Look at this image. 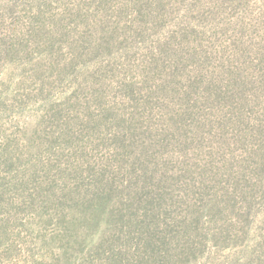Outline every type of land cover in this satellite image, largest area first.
Instances as JSON below:
<instances>
[{"label": "trees", "instance_id": "16d2710c", "mask_svg": "<svg viewBox=\"0 0 264 264\" xmlns=\"http://www.w3.org/2000/svg\"><path fill=\"white\" fill-rule=\"evenodd\" d=\"M108 1L0 0V59L4 49L11 57L25 50L32 71L18 77L22 90L34 78L42 81L37 92L30 90L24 104L41 98L44 91L54 95L45 85L47 67L43 65L53 66L49 70L57 78L69 81L70 88L64 93L67 104L49 103L50 113L59 119L55 141L61 136L66 142L128 148L122 155L121 148L113 151L110 146L102 167L86 146L70 145L71 160L61 167L47 151L52 133L44 130L42 140L29 143L21 135L27 129L12 132L2 112L0 264L38 263L34 256L23 254L17 238L31 222L33 204L60 203L65 212L96 222L99 211L112 201L118 204L112 197L119 190L112 183L116 173L125 174L128 183L138 180L142 186L135 187L134 195L140 196L119 198L117 208L110 207L119 216L112 233L74 264H182L192 254H204L210 235L229 245L247 228L260 229L255 242L264 248V216L258 215L261 205L254 209L264 196V0ZM90 54L93 59L99 57L89 60ZM84 58L90 62L75 66ZM133 68L138 75L129 77L126 72ZM1 99L0 109L6 98ZM228 99L231 102L225 104ZM93 101L97 107L91 106ZM69 105L85 129L72 126L75 109L66 112ZM83 107L89 108V117L78 111ZM50 122L57 123L55 119ZM124 123L131 133L120 129ZM140 129L152 136L149 151L145 152L139 138L129 139ZM182 131L191 134L184 141L200 135L205 139L213 131L227 141L218 148L207 147L202 151L204 158L198 161L195 157V165L176 158L182 167L166 170L161 162L170 159L160 150L168 148V134L177 136ZM125 163L130 168L123 170ZM49 165L69 174L60 182L50 178L41 192L38 188L43 181L36 187L34 178L42 166ZM70 177L77 183L69 182ZM136 199L150 207L140 212ZM71 201L74 204L69 206ZM208 207L228 213L221 227H210L212 221L204 213ZM175 208L178 214L172 216ZM52 214L44 213L50 219ZM190 229L192 234L187 232ZM180 234L184 243L175 239Z\"/></svg>", "mask_w": 264, "mask_h": 264}, {"label": "rangeland", "instance_id": "374dc122", "mask_svg": "<svg viewBox=\"0 0 264 264\" xmlns=\"http://www.w3.org/2000/svg\"><path fill=\"white\" fill-rule=\"evenodd\" d=\"M120 1L121 0H109L108 2L111 4H118L120 3ZM22 49H24V47ZM40 50L41 49H37L36 53L42 55L41 52L43 51ZM24 51L16 57H11L6 49H4V53L0 59V98H3L1 99L2 101H4V99L6 98L5 101L1 104L0 116L3 112L4 116L2 120L7 125V128H9L12 132H20L22 128H26L27 130H25L24 133H21V135L23 134V138H28L29 143H31V140H42L40 137L44 136V130L52 133L54 137H51V139L47 138V141H49L48 145L50 149L47 151L51 153V159H53L56 163H59L57 165L61 167L63 166V164H65V161L71 160L73 151H71V147H69L70 145L73 147L79 146L81 144L83 146H86L90 156H92L93 161L95 162L99 159V165L102 167L105 165V157L110 154L108 151V148L110 146H112L111 148L113 151H115L116 149L120 150L119 148H121L122 155H124V150L126 151V153H128V148H125V146L121 144L71 142L72 140L70 141V139L69 142H66L61 136L59 137L58 141H55V139L58 137L60 129V127L58 126L59 119L55 115H53L52 112L50 113L51 105L49 103L52 101L54 105L57 104L54 103V101L58 103L63 101L64 103H66L67 95H65L64 93L65 91L68 92L70 88L69 81L66 80L65 77L60 76L57 78V76H55V72L49 70L51 69L49 67L53 66L43 65V68L44 66L47 67L45 71L47 79L45 81L55 82L53 84L45 82V85L54 91V95H52V92L48 94L45 91L44 93L39 92L40 95L44 97L43 100H49L47 103L42 101V97H36L31 99L32 103L31 101H28V106L27 104L25 105L24 99L26 98L27 94L30 92V90L37 92L40 86V82L42 84V81L40 79L34 78L29 82V85L24 90H22L21 83L18 77L22 73H29L32 71L31 65H28V63L30 62L29 55L27 53H24ZM97 57L99 56H95L94 59H96ZM88 59L94 60L91 54ZM88 59L84 58L75 66H78V64H81L83 62H90ZM69 69L71 70V67ZM126 74L129 77H135L138 75V70L137 68H133V70H128ZM88 102L90 103V100ZM230 102L231 99H228L227 103L225 104H228ZM4 104L8 105L5 106ZM91 106L97 107L98 104L97 102L93 101L91 102ZM68 109L71 110L75 108L69 105L66 108V112H68ZM92 110L93 109L91 108V111ZM78 111L81 112V114L89 117V108H79ZM76 112V109L72 111V119L75 120L72 126L74 128H82L83 126V128L85 129V125L79 123L80 118L78 117ZM236 112L241 113L239 110ZM54 119L57 121V123L50 122V120ZM126 125L127 124L124 123L123 126L121 125L119 127L123 132L131 133V130H129ZM190 135V133L182 131L177 134V136L175 132H171L166 136V138L169 139L170 144L165 146L168 148L160 150L163 152V155H168V159H170L167 162H161L163 163V167L166 170L173 169L174 167L180 169L182 165L179 164L178 161L184 164L188 163L195 165L194 160L197 158L199 161L204 158L202 151L207 150V147L210 146L218 148L219 145L224 144L227 141L220 138L217 133H215V131L212 132L211 136L207 134V138L205 139H203V137L200 135L199 137H195L193 140L184 141L186 139L188 140V138H190ZM177 137L182 139L180 143L178 142ZM133 138H139L140 141L144 143L145 152L147 150L149 151V149L151 148L152 139L150 133H144V131L140 129L138 132L133 133L129 139ZM56 146H59L58 149H55ZM100 154L101 156H99ZM176 158L178 159V161L176 160ZM25 164L29 165L31 164V162H25ZM138 165L139 163L136 166L139 167ZM122 167L123 170L129 169L130 164L125 163ZM49 170L52 171L51 174H48ZM134 171H137V169H134ZM68 174V172L62 173V171H60L56 166H42L39 171V175L34 178L33 184L37 187L39 183L43 181L38 189L39 191L44 192L47 189L46 186H44V183L51 180L50 178L56 177L58 179V182H60L61 179L64 178V176L68 177ZM116 174L117 176L112 183L115 185V187L118 186L119 190H115L114 192L116 193H114L112 197L114 199L117 198L118 204H116L115 201H112L104 211H99L97 213L98 216L96 222H88L86 221V219L83 220L81 216L77 215L78 213L65 212L63 205H61L60 203L49 202V205H41L42 207L33 204L32 209H30V217H32V219H30L31 222L22 227V234L17 237L19 239L18 241L23 245V247H20L24 249L23 254H30L37 258V264H74V262L78 260L77 258H80L84 252L93 248L95 243H97L98 241H102L103 239H105L103 238L104 236L111 234L114 223L117 222L115 218L118 210L117 212H115V209H110V207L114 205L117 208V205H119V198L120 200H128L131 197L139 198V193L137 194V196L134 195V193L136 192L135 187L137 185H139V187L142 186L138 180L136 181L137 184L133 183L132 181H129L128 183L127 179L125 178L127 177L125 176V174ZM186 176L190 177L191 173L187 172ZM98 179L99 180H96V182H100L101 178ZM69 182H73V184H75V182L77 183L76 178L74 177H70ZM106 184H108V186L111 185L109 182H106ZM127 184H129L130 187L128 189H124ZM120 191L124 194V198L120 197ZM37 195L38 191L36 190L35 196ZM41 196L42 197L40 198L43 199V195ZM72 204H74L73 201L69 203V206H72ZM134 204L136 205V208L142 213H144L150 207L149 203L148 206H146L141 202L139 203V200H137V202H134ZM78 205L79 204L77 202L76 208H78ZM259 205H261V209L257 208L258 215L260 217H263L264 196H261L260 199L255 202L254 209ZM27 206L31 208L32 203ZM69 206L67 208H69ZM80 210L84 211L82 209ZM49 211L50 213L54 214L55 219L53 214V219H50L47 215H44V213L47 214ZM127 212L129 213V210H127ZM131 213L132 211L129 214ZM204 213L205 219L212 221L210 227H221V224L223 223L222 218L225 216L224 222L229 218V216H227L228 213H218L215 208L211 207L206 208ZM177 214L178 211L175 208L172 216ZM118 217L119 216L117 215V218ZM252 229L253 228H251V230ZM187 232H189V234H192L193 229H190ZM237 234L238 238L235 241H230L229 245H225V241L222 242L219 239H214V236L210 235L208 237V248L204 252V254L201 251H199L196 256L192 254L190 255L189 259L183 261L182 264H184V262L189 264H193L192 262H194V264H264V256H262V254H264V248H260L256 245L255 242V240H258L257 235H260V229H258L257 232L248 231V228L242 229ZM221 235L227 237V234L225 233H221ZM190 238L191 237L188 236L186 237V240H189ZM175 239L180 243H184L183 235L181 234L178 235V237ZM122 242L124 243V245H126L125 240H123ZM59 258V261L56 260Z\"/></svg>", "mask_w": 264, "mask_h": 264}]
</instances>
